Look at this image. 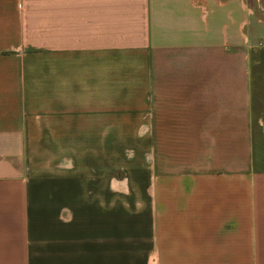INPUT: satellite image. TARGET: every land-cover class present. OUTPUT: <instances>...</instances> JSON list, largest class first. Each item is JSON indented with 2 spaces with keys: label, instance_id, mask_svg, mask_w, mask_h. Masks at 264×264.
<instances>
[{
  "label": "crops",
  "instance_id": "0c3cea01",
  "mask_svg": "<svg viewBox=\"0 0 264 264\" xmlns=\"http://www.w3.org/2000/svg\"><path fill=\"white\" fill-rule=\"evenodd\" d=\"M0 264H264V0H0Z\"/></svg>",
  "mask_w": 264,
  "mask_h": 264
}]
</instances>
